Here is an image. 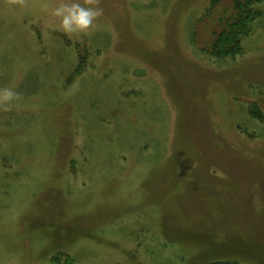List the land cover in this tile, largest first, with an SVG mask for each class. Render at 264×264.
I'll return each instance as SVG.
<instances>
[{
  "label": "rangeland",
  "instance_id": "rangeland-1",
  "mask_svg": "<svg viewBox=\"0 0 264 264\" xmlns=\"http://www.w3.org/2000/svg\"><path fill=\"white\" fill-rule=\"evenodd\" d=\"M58 3L0 0V264H264V0L228 57L232 0H100L71 37Z\"/></svg>",
  "mask_w": 264,
  "mask_h": 264
},
{
  "label": "trees",
  "instance_id": "trees-1",
  "mask_svg": "<svg viewBox=\"0 0 264 264\" xmlns=\"http://www.w3.org/2000/svg\"><path fill=\"white\" fill-rule=\"evenodd\" d=\"M234 14L227 20L225 29L215 33L207 53L216 57L234 56L241 51V41L252 28V23L260 16L255 4L262 0H232ZM251 113L259 118L261 111L253 104ZM54 264H73V258L65 254H56L51 259ZM205 264H242L231 260H214Z\"/></svg>",
  "mask_w": 264,
  "mask_h": 264
},
{
  "label": "clouds",
  "instance_id": "clouds-1",
  "mask_svg": "<svg viewBox=\"0 0 264 264\" xmlns=\"http://www.w3.org/2000/svg\"><path fill=\"white\" fill-rule=\"evenodd\" d=\"M10 2L21 6L26 4V0ZM51 14L58 19L60 29L71 37L73 34H88L94 22L104 14V9L100 7V0H59L57 6L51 9ZM19 97L20 93L14 89H0V105L5 110Z\"/></svg>",
  "mask_w": 264,
  "mask_h": 264
}]
</instances>
